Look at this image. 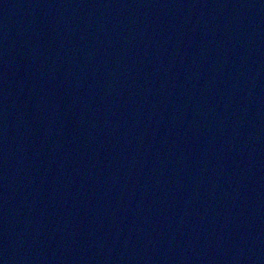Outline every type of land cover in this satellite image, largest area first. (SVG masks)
<instances>
[{"label":"water","instance_id":"obj_1","mask_svg":"<svg viewBox=\"0 0 264 264\" xmlns=\"http://www.w3.org/2000/svg\"><path fill=\"white\" fill-rule=\"evenodd\" d=\"M0 264H264V0H0Z\"/></svg>","mask_w":264,"mask_h":264}]
</instances>
